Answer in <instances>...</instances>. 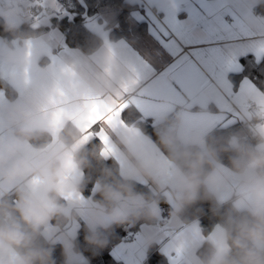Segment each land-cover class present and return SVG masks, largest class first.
Returning a JSON list of instances; mask_svg holds the SVG:
<instances>
[{
	"label": "crops",
	"instance_id": "0c3cea01",
	"mask_svg": "<svg viewBox=\"0 0 264 264\" xmlns=\"http://www.w3.org/2000/svg\"><path fill=\"white\" fill-rule=\"evenodd\" d=\"M23 2L26 4L34 2L38 9L37 14L32 18L27 16L25 22H29L33 28L45 27L46 29L36 36L12 39L11 42H15L14 46L20 49L27 59H35L39 66L47 69V72L40 74L41 76L51 77L59 69V64L54 65L53 57H61L64 53L62 37L52 34L53 28L58 27L53 26L52 22L51 24L47 22L48 18L55 14L53 0H23ZM257 8L255 9L257 13L264 14V4ZM104 28L101 33L91 31L102 39V43L95 51L86 54L78 48L69 47L67 50L69 54H63L62 58L64 64L71 67L75 75L78 67L91 69L97 62L114 60L119 67L116 82L110 90L102 95L84 96L75 107H57L51 115L54 129L59 130L62 124L71 123L79 131L80 147L92 138H98L102 145L101 155L104 158L115 160L121 177L146 186L153 194H161L167 203V206L163 208L154 200H146L139 193L133 194L143 198V205L147 206L149 212L151 208L155 207L157 215H151L152 221H143L136 228L128 223L124 227L123 234L130 233L131 237L127 239L120 237L110 250L119 245L116 248L117 256L126 264H145L148 246L153 243L157 250L165 256L167 264H171L175 260H178L179 264H200L204 259L198 255V249L203 244L209 246L208 239L216 225L208 234L204 235L196 220L184 222L178 215L176 210L179 201L177 200L178 189L175 173L181 169L150 136L139 127L126 124L121 113L117 117L118 123L115 127L106 120H100L95 127L87 128L85 101L86 99H103L108 101L113 111H119L124 105L131 106L143 118H147L155 124L166 117H172L174 122L175 112L179 110L181 116L175 123L179 141L183 145L199 144L205 150L206 135L216 127L245 121L248 106L258 107L264 114V93H253L242 105L236 102L231 92V85L227 81L208 79L197 94L177 90L175 95H165L153 99L154 111L149 114L144 111L142 104L137 103L148 99L146 96H141V92L146 87L143 82L130 88L126 93L123 91V82L132 75L129 71V60L121 47L120 40H109V28L105 26ZM139 31L149 47L159 49V45L147 36L144 28H140ZM127 38L133 47L147 54L144 44L132 40L130 36ZM4 41L6 40L0 37V47L3 46ZM148 58L158 69L163 68L166 63L171 61V57L166 53L163 59L155 55ZM107 70L105 69V71ZM0 76L15 91V97L9 99L3 89H0V115H2L4 107L11 101L20 98L31 86L32 79L30 74L26 73L21 76L3 64H0ZM252 129L259 137V141L255 145L257 147L258 144L264 142V123ZM2 134L3 132L0 130V135ZM51 140V136H46L33 141V143L41 145ZM231 143H236V139L232 138ZM81 178L82 171L79 179ZM205 185L220 202L230 201L234 206L236 200L241 197L238 171L220 161H215L213 168L206 175ZM11 192L14 191H9L6 194ZM3 195L5 194L0 193V198ZM65 203L72 211V218L57 217L46 225L43 231L63 247L66 260L70 257L80 262L71 263L83 264L86 263V258L75 251L72 242L80 222L93 229L98 226H107L113 221L101 213L100 205L95 203L91 196L82 194L78 200ZM121 203L130 210L134 209V205L129 200H124ZM133 211L135 210L129 211V213ZM164 213L167 214V218L161 223L159 218ZM189 237L196 241L195 245L190 247L186 246V240ZM65 245H67V253Z\"/></svg>",
	"mask_w": 264,
	"mask_h": 264
},
{
	"label": "clouds",
	"instance_id": "9594fccd",
	"mask_svg": "<svg viewBox=\"0 0 264 264\" xmlns=\"http://www.w3.org/2000/svg\"><path fill=\"white\" fill-rule=\"evenodd\" d=\"M26 19L23 0H0V27L5 32L17 33ZM14 44L3 42L0 64L21 76L30 74L32 84L0 115V193L14 191L16 196L14 202L0 198V264H55V241L43 229L57 217L72 218L65 202L82 195L79 177L84 159L78 129L62 124L55 130L51 115L57 107H75L86 95L110 90L119 67L114 60L97 62L91 69L78 67L71 83L60 81L61 96L56 78L41 76L47 69L27 59ZM46 136L52 140L33 143ZM198 162L191 167L195 169ZM236 167L241 197L234 204L235 214L215 226L207 258L200 264H264V142L246 159L236 161ZM175 178L179 211L184 202L196 198L199 180L195 172L188 175L179 170ZM96 191L102 197L101 213L113 222H123L129 211L143 207V198L122 185L98 183ZM124 200L131 201L134 209L122 204ZM150 214L157 215L155 207Z\"/></svg>",
	"mask_w": 264,
	"mask_h": 264
},
{
	"label": "snow or ice",
	"instance_id": "6c2138e0",
	"mask_svg": "<svg viewBox=\"0 0 264 264\" xmlns=\"http://www.w3.org/2000/svg\"><path fill=\"white\" fill-rule=\"evenodd\" d=\"M261 4L264 0H119L118 3L113 0H53L55 14L47 22L67 20L76 31L87 32L102 31L111 21L112 32L121 33L118 39L132 74L123 82L122 89L126 93L143 82L146 87L141 96L148 99L137 103L152 114L153 99L175 95L177 90L197 94L208 79L227 81L236 102L242 105L253 93H264L260 83L264 81V14L255 11ZM77 19L80 24L76 23ZM73 27L53 28L52 32L53 36L62 37L64 45L61 57H53L54 65L59 64L53 76L61 96L64 93L60 81L71 83L75 75L62 58L63 54H69L68 36ZM140 28H144L159 49L148 46ZM129 36L144 44L147 54L133 47ZM165 53L171 61L161 69L148 58L155 55L163 59ZM84 107L87 128L95 127L100 120L115 127L117 117L127 105L113 111L108 101L86 99ZM195 243L190 237L186 240V246ZM117 247L119 245L105 254L117 264H126L117 256ZM171 264H179V261Z\"/></svg>",
	"mask_w": 264,
	"mask_h": 264
},
{
	"label": "trees",
	"instance_id": "16d2710c",
	"mask_svg": "<svg viewBox=\"0 0 264 264\" xmlns=\"http://www.w3.org/2000/svg\"><path fill=\"white\" fill-rule=\"evenodd\" d=\"M113 2L118 3L119 0H113ZM76 23L80 24V20L77 19ZM52 25L61 30L73 27L68 24L67 20L63 22L52 20ZM105 27L109 28V40H116L121 35L119 32H112L113 23L111 21ZM45 29V27L33 28L29 22H24L21 29L15 34H9L0 27V37L11 42L12 39L36 36ZM68 43L70 47L78 48L89 54L99 47L102 39L94 32H85L83 29L76 31L73 27L72 34L68 36ZM260 83L264 86V81ZM0 89H3L7 98L13 99L15 97V91L1 76ZM121 117L126 124L137 126L150 136L183 173L191 175L195 172L199 180L196 198L190 202H184L180 210H176L182 221L196 220L203 234L206 235L215 225L223 222L227 216L235 214L234 206L230 201H218L207 189L205 177L213 168L215 161H220L238 171L236 161L241 158L246 159L248 154L256 148L255 145L258 143L259 137L245 121L214 128L205 137L207 146L204 150L199 144L183 145L179 141L176 134L175 117L174 122L172 117H166L155 124L151 120L143 118L131 106L123 108ZM65 124L68 127H74L71 123ZM232 138L236 139V143H231ZM101 147V142L96 137L81 147V155L84 159L82 178L80 179L82 194L91 196V199L100 205L102 197L95 187L98 183L122 185L125 189L130 190L131 194L139 193L146 200H154L163 208L167 206L161 194H153L146 186L121 177L117 163L112 158H104L101 155ZM198 160L197 167L193 169L192 163ZM126 194L128 193L125 192ZM1 198L14 202L16 199L15 192L5 194ZM152 220L153 217L149 209L143 205L141 209L129 213L128 218L123 222H112L107 226H98L93 229L80 222L76 234L72 238L73 247L76 252L81 253L86 258V263L83 264H117L105 253L120 237L123 238L124 227L131 223V226L136 228L139 223ZM128 234L130 235V233ZM41 242H44L43 238H41ZM53 248L55 264H68L63 247L55 242ZM208 252L209 246L207 244H203L198 249V255L202 259L207 258ZM145 264H167L165 256L157 250L153 243L148 246Z\"/></svg>",
	"mask_w": 264,
	"mask_h": 264
},
{
	"label": "built area",
	"instance_id": "2783aa9c",
	"mask_svg": "<svg viewBox=\"0 0 264 264\" xmlns=\"http://www.w3.org/2000/svg\"><path fill=\"white\" fill-rule=\"evenodd\" d=\"M23 6L27 11V16L32 18L37 14V4L32 2L30 4H26L23 2ZM175 118H179L181 116V112L177 110L175 112ZM245 122L247 123L248 126L251 128H255L259 125H262L264 123V114L254 105H250L246 108V119ZM167 218V214L164 213L160 216L159 222L163 223L165 219ZM127 233L123 235L124 239L130 238V235L126 237Z\"/></svg>",
	"mask_w": 264,
	"mask_h": 264
},
{
	"label": "rangeland",
	"instance_id": "374dc122",
	"mask_svg": "<svg viewBox=\"0 0 264 264\" xmlns=\"http://www.w3.org/2000/svg\"><path fill=\"white\" fill-rule=\"evenodd\" d=\"M52 22V21H51ZM104 28V27H103ZM105 29V28H104ZM97 33H101V31H97ZM79 256H81L80 254H79ZM82 257V256H81ZM70 260H71V262H78L79 260H74V259H72V258H70ZM68 261V260H67ZM81 261V260H80ZM82 261H84V260H82ZM78 263H80V262H78Z\"/></svg>",
	"mask_w": 264,
	"mask_h": 264
},
{
	"label": "bare ground",
	"instance_id": "6f19581e",
	"mask_svg": "<svg viewBox=\"0 0 264 264\" xmlns=\"http://www.w3.org/2000/svg\"><path fill=\"white\" fill-rule=\"evenodd\" d=\"M258 108V107H257ZM259 109V108H258ZM261 111V110H260ZM181 112V111H180ZM175 117V116H174ZM177 119H179V118H175V121L177 120Z\"/></svg>",
	"mask_w": 264,
	"mask_h": 264
}]
</instances>
